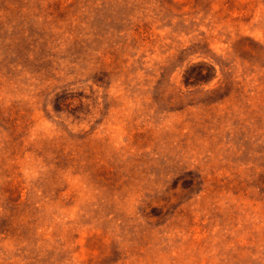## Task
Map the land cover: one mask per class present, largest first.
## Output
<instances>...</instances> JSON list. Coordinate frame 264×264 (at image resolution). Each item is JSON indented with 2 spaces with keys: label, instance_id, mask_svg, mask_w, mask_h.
I'll return each instance as SVG.
<instances>
[{
  "label": "rangeland",
  "instance_id": "374dc122",
  "mask_svg": "<svg viewBox=\"0 0 264 264\" xmlns=\"http://www.w3.org/2000/svg\"><path fill=\"white\" fill-rule=\"evenodd\" d=\"M0 264H264V0H0Z\"/></svg>",
  "mask_w": 264,
  "mask_h": 264
}]
</instances>
